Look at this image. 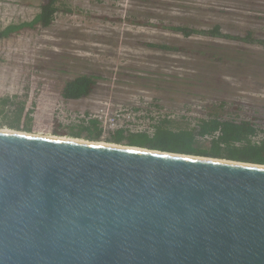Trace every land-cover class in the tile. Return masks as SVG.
I'll return each instance as SVG.
<instances>
[{
    "label": "water",
    "instance_id": "1",
    "mask_svg": "<svg viewBox=\"0 0 264 264\" xmlns=\"http://www.w3.org/2000/svg\"><path fill=\"white\" fill-rule=\"evenodd\" d=\"M85 141L0 130V264H264V165Z\"/></svg>",
    "mask_w": 264,
    "mask_h": 264
},
{
    "label": "rangeland",
    "instance_id": "2",
    "mask_svg": "<svg viewBox=\"0 0 264 264\" xmlns=\"http://www.w3.org/2000/svg\"><path fill=\"white\" fill-rule=\"evenodd\" d=\"M47 1L0 0V30L31 22ZM57 5L61 12L51 27L26 28L0 40V98L25 103L21 130L10 128L15 124L10 105L0 113V129L73 138L70 131L89 125L104 106L123 113L135 106L143 113H133L130 124L122 119L117 131L152 132L155 122L147 118L163 114L152 105L176 113L195 107L198 113L212 99L236 101L231 107L243 119L264 123V48L195 35L186 52L161 49L183 43L182 35L164 27L184 23L201 29L219 24L225 34L242 36L254 29L264 36V0H58ZM129 16L144 24L126 22ZM79 74L102 76L89 97L65 100L64 86Z\"/></svg>",
    "mask_w": 264,
    "mask_h": 264
},
{
    "label": "trees",
    "instance_id": "3",
    "mask_svg": "<svg viewBox=\"0 0 264 264\" xmlns=\"http://www.w3.org/2000/svg\"><path fill=\"white\" fill-rule=\"evenodd\" d=\"M57 3L58 0H48L42 4L41 13L31 22L6 26L0 30V40L11 38L26 28L42 30L51 27L57 14L61 12ZM117 21L124 22L122 19ZM126 22L134 25L144 24L130 18V16L126 18ZM164 29L171 30L183 37L182 44H175L171 47L166 44L161 48L171 49V52L175 53H183L189 50L192 42L190 40L195 35L215 39L225 38L240 45L251 43L264 48V36L257 35L255 31H252L254 29L247 30L245 36L235 32L225 34L219 24H214L208 29H201L184 23L164 27ZM218 60H221V58ZM101 76L79 74L66 83L62 90V97L65 100H80L89 97L96 90L98 78ZM234 104H236V101L227 102L212 99V102L205 103L198 113H195V107H189L182 113H176L168 111L162 106L152 105L163 113L157 117L158 119L153 116L147 118L155 122L152 132L126 131V134L123 135L116 131L104 138L99 121L91 119L86 127L72 129L69 136L81 140L106 141L130 147L264 165V123L258 117L243 119L237 113L238 109L235 108V111L232 109L231 105ZM9 105L15 109V124L10 125V128L21 130L20 121L25 103H17L10 97L0 98V113L4 112L5 107ZM131 108L134 113L140 112V110L143 113V107L132 106ZM145 112L152 111L146 110ZM25 130L28 131L29 127Z\"/></svg>",
    "mask_w": 264,
    "mask_h": 264
},
{
    "label": "built area",
    "instance_id": "4",
    "mask_svg": "<svg viewBox=\"0 0 264 264\" xmlns=\"http://www.w3.org/2000/svg\"><path fill=\"white\" fill-rule=\"evenodd\" d=\"M132 110H127L123 113L122 110H113L111 107L104 106L97 112V115L93 116L94 120H98L100 123V129L102 130L103 137H107L110 133H114L121 126L122 119H126L127 123H132L134 118V113ZM129 126V125H128ZM127 126V128H128Z\"/></svg>",
    "mask_w": 264,
    "mask_h": 264
},
{
    "label": "bare ground",
    "instance_id": "5",
    "mask_svg": "<svg viewBox=\"0 0 264 264\" xmlns=\"http://www.w3.org/2000/svg\"><path fill=\"white\" fill-rule=\"evenodd\" d=\"M1 130V129H0ZM3 131H12V130H8V129H2ZM17 132V131H16ZM25 134V133H24ZM28 134V133H27ZM30 135H33V136H37V135H34V134H30ZM39 136V135H38ZM39 137H43V136H39ZM47 138H53V139H65V140H74V141H82V142H86L85 140H81V139H74V138H68V137H53V136H50V137H47ZM102 145H104L105 143L103 142H100ZM107 144V143H106ZM111 144V143H110ZM113 145H117V144H113ZM117 146H121V145H117ZM130 148V146H129Z\"/></svg>",
    "mask_w": 264,
    "mask_h": 264
}]
</instances>
